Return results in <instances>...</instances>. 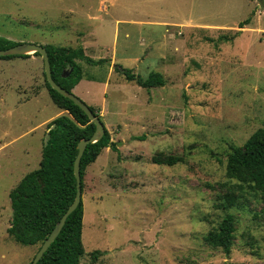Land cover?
Segmentation results:
<instances>
[{
  "label": "rangeland",
  "instance_id": "rangeland-1",
  "mask_svg": "<svg viewBox=\"0 0 264 264\" xmlns=\"http://www.w3.org/2000/svg\"><path fill=\"white\" fill-rule=\"evenodd\" d=\"M246 19L254 29L239 27ZM257 27L264 0H0V35L77 47L84 34L88 54L105 60L78 59L96 80L83 100L119 149L104 148L84 175L82 264L94 250L96 264H264L261 195L226 175L232 148L264 126ZM12 60L0 64V264H28L40 244L9 232V192L39 167L47 124L66 111L49 94L41 54ZM116 65L161 72L165 84L142 87ZM168 155L183 161L154 162ZM228 190L239 198L224 210L217 204ZM226 212L236 218L229 256L204 240Z\"/></svg>",
  "mask_w": 264,
  "mask_h": 264
},
{
  "label": "trees",
  "instance_id": "trees-1",
  "mask_svg": "<svg viewBox=\"0 0 264 264\" xmlns=\"http://www.w3.org/2000/svg\"><path fill=\"white\" fill-rule=\"evenodd\" d=\"M249 20L240 22L239 27L249 23ZM17 43L13 39L0 35V49H6ZM44 46L51 62L53 79L69 91H73V87L83 77V68L78 59L90 64L105 61L96 60L86 54L82 46L66 47L51 44ZM33 54L40 53L33 52ZM16 56L29 57L30 54L7 55L0 58ZM116 68L120 69L128 80H135L142 87L150 88L165 84L162 73L158 71H151L147 77H142L130 68L119 65H116ZM45 84L54 103L66 113L48 122L47 138L42 147L39 167L26 173L9 193L12 218L8 230L18 242L29 245H41L73 202L77 190L74 162L78 154V143L83 138L91 137L96 129V124L80 106L52 88L46 78ZM90 107L96 112L94 107ZM106 147L119 151L118 143L112 140L107 128L99 140L86 145L81 157L82 192H84V175L88 166ZM178 161H183V158L174 155L154 157V162L159 164L173 165ZM226 175L238 191L260 193L263 202L261 211L264 213V126L254 131L243 145L232 148L227 156ZM222 196L223 200L217 206L224 210L235 205L239 198V195L230 190ZM83 215L82 197V201L68 215L60 233L37 264H81V257L85 253L82 241ZM235 230L236 218L234 214L226 212L218 225L204 235V240L214 248H220L229 256ZM94 252L96 255L102 253L100 250ZM95 254L92 255L91 264H95L97 259ZM226 264L246 263L228 261Z\"/></svg>",
  "mask_w": 264,
  "mask_h": 264
},
{
  "label": "water",
  "instance_id": "water-1",
  "mask_svg": "<svg viewBox=\"0 0 264 264\" xmlns=\"http://www.w3.org/2000/svg\"><path fill=\"white\" fill-rule=\"evenodd\" d=\"M33 52H39L41 54L44 62L45 78L50 83L52 88L57 90L65 97H68L69 99L73 100V102L78 106H80V108L89 116L90 120L96 124V129L93 135L89 138L81 139L78 143V154L74 162V172L77 181L76 196L73 202L68 206L67 210L61 216L54 229L51 231L48 237L41 243L39 249L35 253L32 261L30 262V264H37V262L41 259L43 254L47 251L49 246L52 244V242L60 233L62 227L66 222L68 215L72 211H74L77 208L78 204L82 201L83 192H82L81 171H80L81 157L84 153L86 145L90 142H95L99 140L105 133L106 127L104 122L101 120L100 116L97 114V112L93 111L91 107L83 99L75 95L72 91L67 90L53 79L51 62L49 59L47 49L44 45L35 42H18L17 44L8 47L6 49H0V56L23 55V54H31Z\"/></svg>",
  "mask_w": 264,
  "mask_h": 264
},
{
  "label": "crops",
  "instance_id": "crops-1",
  "mask_svg": "<svg viewBox=\"0 0 264 264\" xmlns=\"http://www.w3.org/2000/svg\"><path fill=\"white\" fill-rule=\"evenodd\" d=\"M250 22V21H249ZM171 24H173V22H170L169 24H166V27H167V25H171ZM244 26H245V28L247 29V30H251V29H254V27H252L249 23H246V24H244ZM243 26V27H244ZM257 29L258 30H260V32H261V34H262V32L264 31V27H257ZM1 36H4V35H1ZM5 37H8V38H10V39H12L13 37L12 36H10V35H8L7 34V36H5ZM81 38H83L82 40H81V42H80V44H78L79 46H82L83 48H84V50H85V52H86V54H88V52H87V49H85V47H88V46H90L87 42H86V39H85V37H84V34H82V36H81ZM93 40H95V38L93 39ZM40 44H42V45H45L44 43H40ZM88 45V46H87ZM78 47V46H77ZM89 55V54H88ZM38 57V55H35V54H33V53H31L30 54V56H29V58H37ZM19 58H27V57H21V56H16V57H12V58H0V64L2 63V64H4V62H2V61H7L8 63H10L9 61H11V59H15V60H12V61H16V59H19ZM113 60L111 59V62H112ZM39 69H40V67H39ZM39 69L36 71V72H38L39 71ZM96 80H94V79H92V78H90V76L89 77H86L85 75H83V77L81 78V80L73 87V91L76 93V92H78V93H76L78 96H80L82 99H84L85 101L88 99L89 101H91L92 99H93V95H92V93H91V85H92V83H94ZM39 85H40V83H39ZM107 85H108V81L106 80V81H104V88L105 87H107ZM23 91H25V90H23ZM41 92H43L41 89H39L38 91H37V93H33V95L30 97V98H26L25 99V95L23 96V98H24V101L25 100H27V101H30V100H32V99H34L36 96H38L39 94H41ZM87 102V101H86ZM106 148H108V147H106ZM104 150V149H103ZM102 153V152H101ZM99 157V156H98ZM98 157H97V159H98ZM97 159L93 162V163H91L88 167L89 168H91V165H94L95 163H96V161H97ZM93 168H91V170H92ZM103 169V167H100L97 171H101ZM94 170V169H93ZM19 183V182H18ZM11 191V190H10ZM10 193V192H9ZM84 202V201H83ZM85 214H86V206L84 205V215H83V222H84V220H85ZM82 239H83V231H82ZM83 241V240H82ZM95 251V250H94ZM92 253V252H91ZM90 253V254H91ZM81 264H82V262H81ZM95 264H96V262H95Z\"/></svg>",
  "mask_w": 264,
  "mask_h": 264
}]
</instances>
